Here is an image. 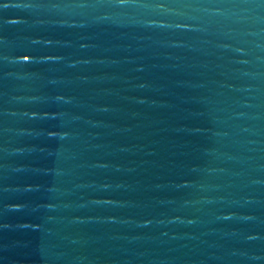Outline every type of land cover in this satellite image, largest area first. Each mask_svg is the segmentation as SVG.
Listing matches in <instances>:
<instances>
[{
	"label": "water",
	"instance_id": "water-1",
	"mask_svg": "<svg viewBox=\"0 0 264 264\" xmlns=\"http://www.w3.org/2000/svg\"><path fill=\"white\" fill-rule=\"evenodd\" d=\"M0 264H264V0H0Z\"/></svg>",
	"mask_w": 264,
	"mask_h": 264
},
{
	"label": "snow or ice",
	"instance_id": "snow-or-ice-1",
	"mask_svg": "<svg viewBox=\"0 0 264 264\" xmlns=\"http://www.w3.org/2000/svg\"><path fill=\"white\" fill-rule=\"evenodd\" d=\"M125 2V0H120V3H124ZM25 59H27V57H25Z\"/></svg>",
	"mask_w": 264,
	"mask_h": 264
}]
</instances>
